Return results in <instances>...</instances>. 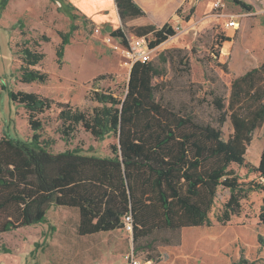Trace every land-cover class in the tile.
Masks as SVG:
<instances>
[{
	"label": "trees",
	"instance_id": "obj_1",
	"mask_svg": "<svg viewBox=\"0 0 264 264\" xmlns=\"http://www.w3.org/2000/svg\"><path fill=\"white\" fill-rule=\"evenodd\" d=\"M232 1L251 10L240 0ZM7 2L1 0L0 10ZM113 2L123 22L145 15L133 0ZM63 7L72 23L67 32H57L59 67L77 30L74 8ZM18 24L22 29V23ZM148 34L152 35L146 39L148 47L154 49L173 38L175 31L167 23L161 28H136L138 38ZM110 35L128 47L121 29ZM41 41L48 43L49 38L42 35ZM39 47V41L22 44L18 52L21 83L48 80L37 68L45 57ZM160 59L167 64L162 54ZM221 68L227 73L225 65ZM167 74L151 61L136 62L121 97L110 89H90L89 100L96 104L90 111L36 93L10 92L11 102L24 109L32 136L29 142L0 137V235L43 223L50 207L77 209L80 237L122 230L124 217L130 215L133 253L143 254L147 264H158L164 259L159 249L179 246L183 229L213 225L210 214L219 188L229 196L215 223L226 225L239 216L242 200L260 193L258 223L264 226V144L257 165L245 158L253 132L264 123V62L233 79L224 95L210 93L219 114L217 126L198 121L186 108L178 110L157 99ZM52 107L58 111L64 141L81 127L96 141L109 139L111 156L82 155L79 149L51 152L54 142L42 137L43 124L37 116ZM227 117L232 132L224 138L222 125ZM257 242L264 248L259 236Z\"/></svg>",
	"mask_w": 264,
	"mask_h": 264
},
{
	"label": "rangeland",
	"instance_id": "obj_2",
	"mask_svg": "<svg viewBox=\"0 0 264 264\" xmlns=\"http://www.w3.org/2000/svg\"><path fill=\"white\" fill-rule=\"evenodd\" d=\"M78 1L8 0L4 9L0 10V137L8 136L29 142L32 136L26 113L20 105L11 102L10 92L40 94L84 111L96 106L89 100L91 88L110 89L121 97L126 91L130 69L125 65V46H122L120 39L110 34L121 29L130 43L138 38L136 28L140 26L161 28L164 24L159 22L170 9L168 7L152 15L150 10L153 2L148 3L151 0H133L147 12V16L123 22L117 13L116 19L95 24L83 11L90 13L99 4L110 7L109 0H98L100 3L94 0ZM177 1L173 0L172 5ZM214 1L197 0L190 3L184 0L166 22L175 31L174 37L156 47L150 53V61L168 72L166 83L156 92L160 102L178 110L186 108L196 114L198 121L217 126L219 114L212 105L210 93L224 95L233 79L264 62V0H240L251 7L250 11L241 9L232 0H220L222 7L214 9ZM63 6L74 8L71 13L77 18L73 23L77 30L64 49L62 65L59 67L55 56L60 43L57 32H67L72 23L63 12ZM105 13L109 14V11ZM231 15L238 16L239 28L236 31L223 27L224 20ZM152 20L154 24L150 22ZM18 22L22 23V29ZM42 35L49 38L48 43L41 41ZM220 38L230 41L222 42ZM145 39L151 40L152 35H146ZM27 41L30 44L32 41L40 42L38 50L45 57L37 68L47 74L45 83L20 82L18 52ZM219 42L220 45H217ZM161 54L167 59L168 66L161 61ZM222 65L226 66L227 73L222 70ZM101 75L106 77L96 80ZM57 113V109L52 107L37 116L43 124L42 137L54 142L51 152L79 149L82 155L101 158L111 156L109 139L96 141L81 127H77L72 137L64 141ZM222 132L224 138L232 132L228 117L222 125ZM251 138L245 158L257 165L264 144V123L253 132ZM228 196V191L218 189L210 214L214 222ZM259 205V194L250 193L241 201V212H246L251 219L259 211ZM245 222L247 220L239 223ZM77 226V209L50 207L43 223L0 235V264H130L127 257L131 253L135 259L144 262L143 254L133 253L131 235L123 230L80 237ZM206 229H183L181 237L184 238V245L175 247L182 248L177 258L199 261V247ZM208 230L211 232L208 240L215 241L218 238L223 261L244 260L253 264L264 259L263 247L257 242L259 235L256 240L251 232L239 236L235 229L222 225ZM259 237L264 241V234ZM168 247L160 248L165 261L170 259Z\"/></svg>",
	"mask_w": 264,
	"mask_h": 264
},
{
	"label": "crops",
	"instance_id": "obj_3",
	"mask_svg": "<svg viewBox=\"0 0 264 264\" xmlns=\"http://www.w3.org/2000/svg\"><path fill=\"white\" fill-rule=\"evenodd\" d=\"M94 1L97 3H100L98 0H94ZM135 1L139 2L141 0H135ZM172 1L173 0H151L150 2H148V0H147L146 2H148V3L153 2V6L151 7L152 9L150 10V13L152 15L153 14L155 15L158 12H162V11L166 10L168 7L170 8L168 14L162 19L161 22H159L161 24H165L169 20L170 15L172 13H174L175 10L179 6H181V4L184 0H179V1H177V3H175L173 5H172ZM75 2L77 3L79 1L75 0ZM109 3H110V7L109 6L106 7V6H103L102 4H99L90 13L84 12L80 7H78L75 3L74 4L78 8H80L85 15H87L88 17H91L93 19L92 20L93 23L98 24V23L107 21L108 19H116V16L118 13L117 8L115 7L113 0H109ZM108 11H109V14H106L105 12H108ZM144 13L146 16L148 15L147 12H144ZM152 21H150V22L154 24V21L153 22ZM155 25H159V24H155ZM226 30H232V29H226ZM257 194H259L260 204H261V199L263 197V194H260V193H257ZM259 207H260V205H259ZM258 214H259V211L257 212L255 217H252L250 219L246 215V212H240L239 216L233 217L229 223L224 225V227L228 226L230 229H235V233L238 234L239 236H242L244 234V232L245 233L251 232L254 235L255 240H256L258 235L261 236L264 234V226L260 225L258 223ZM242 220H245V221L247 220V222L239 223ZM216 225L218 226L219 224H217L213 221V225L210 227L202 226V227H206L207 229L204 231V235L202 237V242H201L200 247H199V252H200L199 261H195V260H191V259L187 260L185 258L184 259L177 258V256L179 257V255L181 254L180 252L182 251V248L175 249V247H168V248H170V250H169L170 254H168L169 255L168 257H170V259H168V261H165V257H164V259L161 262H159L158 264H232L233 262H229V261L225 262L222 260L221 254H220V243L218 242V238H216L215 241L208 240V238H207L209 236V234H211L210 230H208V229H212ZM229 225H231V226H229ZM202 227H196V228H202ZM186 229H194V228H186ZM110 233H112V232H110ZM87 237H94V236L92 235V236H87ZM183 245H184V238L181 237V244L179 245V247H182ZM258 247H259V249H261L260 246H258ZM159 250L162 253L161 249H159ZM261 250L264 253V248H262ZM183 256L187 257V255H183ZM249 263H252V262H249ZM253 264H264V259L262 261H258L257 263H253Z\"/></svg>",
	"mask_w": 264,
	"mask_h": 264
},
{
	"label": "built area",
	"instance_id": "obj_4",
	"mask_svg": "<svg viewBox=\"0 0 264 264\" xmlns=\"http://www.w3.org/2000/svg\"><path fill=\"white\" fill-rule=\"evenodd\" d=\"M190 3L195 2L197 0H187ZM212 7L214 9L222 7L220 0H215L212 4ZM223 27L225 29H232L237 30L239 28L238 23V16L237 15H231L227 17L223 22ZM154 49H149L148 42L145 38H136L132 42L128 43V47H125L124 49V58H125V65L128 67V69H131L133 64L136 62L146 63L150 61V53L153 52ZM132 220L131 216L127 215L123 219V231L129 235L132 234ZM130 260V264H147L145 262H141L140 260H137L133 257V254L131 253L127 260Z\"/></svg>",
	"mask_w": 264,
	"mask_h": 264
},
{
	"label": "water",
	"instance_id": "obj_5",
	"mask_svg": "<svg viewBox=\"0 0 264 264\" xmlns=\"http://www.w3.org/2000/svg\"><path fill=\"white\" fill-rule=\"evenodd\" d=\"M107 31H110V29H107Z\"/></svg>",
	"mask_w": 264,
	"mask_h": 264
}]
</instances>
